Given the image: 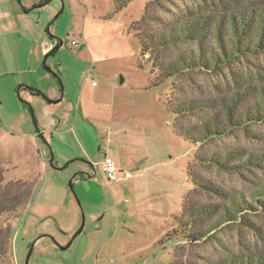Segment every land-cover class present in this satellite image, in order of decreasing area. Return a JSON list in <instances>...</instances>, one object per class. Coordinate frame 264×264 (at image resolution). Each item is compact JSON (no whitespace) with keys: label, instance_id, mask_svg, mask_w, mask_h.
<instances>
[{"label":"rangeland","instance_id":"rangeland-1","mask_svg":"<svg viewBox=\"0 0 264 264\" xmlns=\"http://www.w3.org/2000/svg\"><path fill=\"white\" fill-rule=\"evenodd\" d=\"M260 3L0 0V81L53 86L73 108L67 148L133 174L106 182L100 164L78 188L76 166L43 169L26 204L0 205V264H264V51L230 58L229 32L252 12L254 32ZM17 104L0 116V197L30 176Z\"/></svg>","mask_w":264,"mask_h":264},{"label":"crops","instance_id":"crops-1","mask_svg":"<svg viewBox=\"0 0 264 264\" xmlns=\"http://www.w3.org/2000/svg\"><path fill=\"white\" fill-rule=\"evenodd\" d=\"M9 73L14 74L12 71H9ZM6 74V72L1 73L0 79ZM1 83V118L4 120L2 117L4 106H16L17 103H20L28 108L27 110L30 112L31 120L34 123L33 129H24L27 128L26 120L23 129L20 130L10 125L13 130L11 135L26 142V149L22 155L23 158L21 157V163L24 171L30 174L28 178L23 176L16 180L28 182L30 187L34 188L36 186L34 184L41 179V171L48 166H52L50 163V156L52 155V163L56 167L76 166L74 172H77L78 175H74L73 181L78 188L84 178H91L96 181L95 166L100 165V161H94L91 157L88 158L83 152L71 151L65 145V141H69L71 136L73 137V121L71 118L73 108L71 106L65 109L57 108L56 104L64 98V94L59 95L58 91L51 85L48 88H43L28 79L20 78ZM87 167L91 169V174L87 173L89 170H87ZM83 173L84 175H79Z\"/></svg>","mask_w":264,"mask_h":264},{"label":"trees","instance_id":"trees-1","mask_svg":"<svg viewBox=\"0 0 264 264\" xmlns=\"http://www.w3.org/2000/svg\"><path fill=\"white\" fill-rule=\"evenodd\" d=\"M259 2H261L260 4L264 3V0H257ZM254 12H252V14L248 15V16H240V18H236V17H230V21H231V28L229 30L230 32V41H231V53H230V58L232 57H239L240 55H243L245 53L249 52H258L260 50L264 51V11H261V13L258 14L257 16V29H255L254 32H252L249 29V25H251L252 21L251 19L254 18L255 19V14L253 15ZM251 21V22H250ZM140 43L141 46L143 45L142 40L140 39ZM53 52V50H52ZM226 57V56H225ZM211 59L216 63L219 59L218 58H214L213 56L211 57ZM229 59V57L227 58ZM174 71V70H173ZM172 72H167V73H163L166 75H169ZM3 182V173H2V169L0 172V186L1 183ZM194 182V181H193ZM22 184L23 183V192H21V194L19 193H14V186L18 185V184ZM3 190H7L4 191L2 193V196L0 197V205H3L4 203L8 204V205H13L16 204V206H23L24 204L27 203V200L30 199L31 195H32V189L30 187V183L25 182V181H20L18 180L17 182H8L7 184H5L2 188ZM262 195H264V192L261 193ZM14 195H17V201L16 203H13L11 196L13 197ZM22 200V201H20ZM250 208H253L252 204H249ZM10 211L9 210H3L2 208H0V216L1 215H8ZM12 235H13V231L10 235V238L12 239ZM242 263V262H241ZM247 264L249 263L246 262ZM243 264V263H242Z\"/></svg>","mask_w":264,"mask_h":264},{"label":"built area","instance_id":"built-area-1","mask_svg":"<svg viewBox=\"0 0 264 264\" xmlns=\"http://www.w3.org/2000/svg\"><path fill=\"white\" fill-rule=\"evenodd\" d=\"M72 44H76V42L72 41ZM100 164V170L106 182H119L122 180H127L133 176L130 171L119 169L113 158L106 153L100 161Z\"/></svg>","mask_w":264,"mask_h":264},{"label":"water","instance_id":"water-1","mask_svg":"<svg viewBox=\"0 0 264 264\" xmlns=\"http://www.w3.org/2000/svg\"><path fill=\"white\" fill-rule=\"evenodd\" d=\"M46 1H44V2H41L40 4H37L36 5V7L37 6H41V5H43L44 3H45ZM50 163L52 164V155L50 156ZM75 176H73L72 178H74ZM70 188H72V184H71V182H70ZM81 228H82V225L76 230V232L73 234V236L71 237V240L81 231ZM69 244V243H68ZM68 244L66 245V246H68ZM30 254V253H29ZM29 254H28V256H27V258L25 259V262H24V264H27V262H28V259H29Z\"/></svg>","mask_w":264,"mask_h":264}]
</instances>
